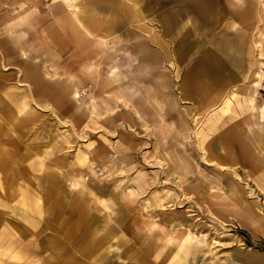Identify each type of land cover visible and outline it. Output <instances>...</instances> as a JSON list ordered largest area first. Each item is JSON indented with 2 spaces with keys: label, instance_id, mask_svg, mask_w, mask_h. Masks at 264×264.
Here are the masks:
<instances>
[{
  "label": "rangeland",
  "instance_id": "374dc122",
  "mask_svg": "<svg viewBox=\"0 0 264 264\" xmlns=\"http://www.w3.org/2000/svg\"><path fill=\"white\" fill-rule=\"evenodd\" d=\"M70 1L0 0V264H264V0Z\"/></svg>",
  "mask_w": 264,
  "mask_h": 264
},
{
  "label": "crops",
  "instance_id": "0c3cea01",
  "mask_svg": "<svg viewBox=\"0 0 264 264\" xmlns=\"http://www.w3.org/2000/svg\"><path fill=\"white\" fill-rule=\"evenodd\" d=\"M73 2L72 1H70V0H68V2H67V4H68V6L70 7L71 6V4H72ZM76 20V22H73V23H78V21L79 20H77V18H75ZM80 23V22H79ZM81 26L83 27L84 25L81 23ZM168 29V28H167ZM86 31H89V30H86ZM90 32V31H89ZM167 33H169V30H167L166 31ZM204 68L205 67H207L208 68V70L211 72V73H214L213 74V76H212V83L211 84H203L202 86H203V88H204V90H206L205 91V93L207 92V91H213V88L216 86L215 84H216V82H217V80H219V78H220V74H218V73H221V67H220V59H219V57L217 56V55H215V54H212V53H207V56L204 58ZM207 94V93H206ZM214 101H217L216 100V98H214ZM214 101H213V103H214ZM212 102V101H211ZM248 106H251V104H248ZM250 108V107H249ZM250 117H252L253 118V115L252 114H250ZM255 127H256V125L254 124V122L252 123V122H250L249 123V130L251 131V130H254L255 129Z\"/></svg>",
  "mask_w": 264,
  "mask_h": 264
}]
</instances>
